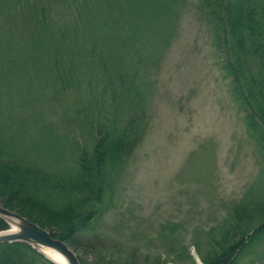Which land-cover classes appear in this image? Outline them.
Masks as SVG:
<instances>
[{
	"label": "trees",
	"instance_id": "1",
	"mask_svg": "<svg viewBox=\"0 0 264 264\" xmlns=\"http://www.w3.org/2000/svg\"><path fill=\"white\" fill-rule=\"evenodd\" d=\"M187 3L0 0V118H5L0 120V203L5 208L74 250L83 247L111 210L121 175L147 132L155 89L148 73L168 47ZM199 8L214 27L217 49L226 53L235 95L245 87L250 91L243 104L264 152L259 123L264 124V0H202ZM251 61L258 62V70L246 75L244 65ZM63 99L71 100L59 102ZM43 107L45 115L34 112L30 122L45 119V127L19 143L6 117ZM52 113L68 134L57 130ZM74 130L83 138H71ZM247 206L232 229L237 240L217 241L201 257L204 264H239L246 253L247 264H264V247H259L264 226L251 236L248 221L257 213L264 220V201ZM9 228L0 217V231ZM0 264L54 263L29 244L11 243L0 244Z\"/></svg>",
	"mask_w": 264,
	"mask_h": 264
},
{
	"label": "rangeland",
	"instance_id": "2",
	"mask_svg": "<svg viewBox=\"0 0 264 264\" xmlns=\"http://www.w3.org/2000/svg\"><path fill=\"white\" fill-rule=\"evenodd\" d=\"M201 1L188 0L182 7L177 30L148 73L155 83L148 129L121 175L111 210L75 250L86 264H204L201 257L217 241L237 240L232 239L237 213L264 201L262 142L249 127L250 111L243 104L250 91L245 87L242 95H235L226 53L217 49ZM244 69L246 75L257 72L258 62H247ZM45 109L16 110L6 117L19 143L37 137L45 127V119L30 122L32 113L45 115ZM52 116L57 130L68 134L64 123ZM93 120L88 113L87 122ZM71 133V138L84 136L78 130ZM262 216L248 219L251 236L263 227L258 229ZM250 258L246 253L239 264Z\"/></svg>",
	"mask_w": 264,
	"mask_h": 264
},
{
	"label": "water",
	"instance_id": "3",
	"mask_svg": "<svg viewBox=\"0 0 264 264\" xmlns=\"http://www.w3.org/2000/svg\"><path fill=\"white\" fill-rule=\"evenodd\" d=\"M0 217L11 227L16 226L17 232H0V244H11L16 242L26 243L52 261L43 251V248H50L63 255L68 264H81L74 249L65 241L54 237L51 232L34 223L26 217L8 210L0 205ZM261 225L258 229H260ZM255 232L252 233L254 235ZM54 262V261H52ZM55 263V262H54ZM57 264V263H56Z\"/></svg>",
	"mask_w": 264,
	"mask_h": 264
},
{
	"label": "bare ground",
	"instance_id": "4",
	"mask_svg": "<svg viewBox=\"0 0 264 264\" xmlns=\"http://www.w3.org/2000/svg\"><path fill=\"white\" fill-rule=\"evenodd\" d=\"M18 228L16 226H13L12 229H10L8 232H17ZM42 251L52 259L57 264H68L66 258L61 255L59 252L50 249V248H43Z\"/></svg>",
	"mask_w": 264,
	"mask_h": 264
}]
</instances>
